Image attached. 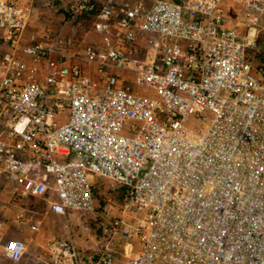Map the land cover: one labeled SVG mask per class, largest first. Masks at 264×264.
Wrapping results in <instances>:
<instances>
[{
	"label": "built area",
	"instance_id": "built-area-1",
	"mask_svg": "<svg viewBox=\"0 0 264 264\" xmlns=\"http://www.w3.org/2000/svg\"><path fill=\"white\" fill-rule=\"evenodd\" d=\"M37 1L0 0V182L67 217L97 178L125 193L101 252L61 236L39 264H264V0H57L59 31L32 29ZM94 12L101 43L67 35Z\"/></svg>",
	"mask_w": 264,
	"mask_h": 264
},
{
	"label": "rangeland",
	"instance_id": "rangeland-1",
	"mask_svg": "<svg viewBox=\"0 0 264 264\" xmlns=\"http://www.w3.org/2000/svg\"><path fill=\"white\" fill-rule=\"evenodd\" d=\"M65 9L66 5L57 0H38L34 4V19L31 25L32 29L40 31L43 29H52L53 31H59L64 25ZM71 26L75 31L71 29L67 35L74 36L75 41L101 43L102 35L97 30L95 18L83 17ZM74 32L75 34H73ZM257 40L259 48L254 55V62L256 65H259L264 62V32L257 35ZM146 42V36L140 34L138 44L141 57L145 61H148L153 55H150L149 50L145 48ZM125 78L127 80H132L134 79V74L127 72ZM4 186L11 185L3 181L0 182V189ZM95 196L98 203V210L96 212H72L68 217L62 216L63 219H61V221L58 220V226L55 228L53 227L50 230V232H53V235H55V233H57L56 228L61 229L64 227L65 232H60L59 235L62 237L72 236L79 248L86 253H99L104 249L108 241V234L111 231V228L116 225L119 210L124 202L125 193L120 186L112 181L106 178H97L95 180ZM40 205L49 209L48 201L45 198L41 200ZM108 210L111 212H108ZM51 218L53 217H50L48 220H51ZM45 221L44 223L46 224L47 220ZM108 224L110 225V228L106 227ZM49 228L43 226L40 231L38 230V233L45 236L47 235L46 231ZM3 236H5L6 243L19 237L13 235V233H5ZM47 236L43 238V242L39 246L37 245L41 250H46L49 244L50 237ZM32 237H29L28 240L29 251L36 246ZM0 264H13V262L5 255V250L3 248L0 249Z\"/></svg>",
	"mask_w": 264,
	"mask_h": 264
},
{
	"label": "crops",
	"instance_id": "crops-1",
	"mask_svg": "<svg viewBox=\"0 0 264 264\" xmlns=\"http://www.w3.org/2000/svg\"><path fill=\"white\" fill-rule=\"evenodd\" d=\"M224 6L229 25L237 26L241 29V31L246 33V11L240 5L234 4L230 1H225ZM33 172L34 174H37L38 170H34ZM41 200H43V198L22 197L12 190V186H4L0 189V221L2 222L0 234L3 235L5 233H13L15 236L24 238L27 242L29 237L33 236L32 239H34L36 245L30 249V251L28 245V252L18 264H39L41 259L48 257V252L44 249L41 250L40 247H37V245L39 246L43 242V238L47 235V237H50L49 240H52L61 237L59 235L60 232H65V228L63 226L61 229L56 228L57 233H55V235H53V232H50L51 228L58 226V222L61 221L63 217L50 212L48 208L40 205ZM22 214L24 215V218H20V215ZM50 217L53 218L48 220ZM45 220H47L46 224L44 223ZM37 221L42 223L41 228H43V226H47V228L50 227L46 231L47 235L43 236L41 233H38V231L32 230V226ZM4 243L5 242H3V244Z\"/></svg>",
	"mask_w": 264,
	"mask_h": 264
},
{
	"label": "trees",
	"instance_id": "trees-1",
	"mask_svg": "<svg viewBox=\"0 0 264 264\" xmlns=\"http://www.w3.org/2000/svg\"><path fill=\"white\" fill-rule=\"evenodd\" d=\"M96 14H97V12H94V13H92L90 15H87V18H95ZM106 227L110 228V225L108 224V225H106Z\"/></svg>",
	"mask_w": 264,
	"mask_h": 264
},
{
	"label": "snow or ice",
	"instance_id": "snow-or-ice-1",
	"mask_svg": "<svg viewBox=\"0 0 264 264\" xmlns=\"http://www.w3.org/2000/svg\"><path fill=\"white\" fill-rule=\"evenodd\" d=\"M13 247H15V246L13 245Z\"/></svg>",
	"mask_w": 264,
	"mask_h": 264
}]
</instances>
